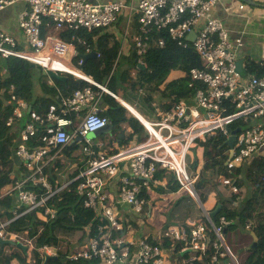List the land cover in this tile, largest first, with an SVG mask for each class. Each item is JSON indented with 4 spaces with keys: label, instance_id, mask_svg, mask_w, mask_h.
Masks as SVG:
<instances>
[{
    "label": "built area",
    "instance_id": "built-area-1",
    "mask_svg": "<svg viewBox=\"0 0 264 264\" xmlns=\"http://www.w3.org/2000/svg\"><path fill=\"white\" fill-rule=\"evenodd\" d=\"M18 1L26 5L18 19L23 42L0 29L2 58L18 57L44 70L70 71L63 62L76 55L74 45L54 33L64 28H110L126 12L137 20L133 36L137 46L152 31L164 30L179 46L191 45L203 67L190 69L188 87L193 89V95L189 100L178 98L169 110H157L151 118L139 119L144 126L142 137L111 154L94 150L88 139V134L109 122L101 115L99 102L104 93L110 92L106 85L73 72L97 89L91 86L76 89L70 96L61 98L59 106L51 104L43 114L34 111L28 114L29 120L21 128L20 141L13 151L19 160L16 170L19 178L7 192L15 196L17 204L14 217L0 222V237H11L26 244L28 252L33 250L35 237L29 238L25 231H6L7 225L33 211L47 220L54 218L56 210L47 205V200L73 184L82 205L95 215L83 229L84 238L64 251L68 260L97 259L99 264H192L205 259L212 251L210 260L214 264H238L225 242L224 230L229 222L223 216L215 223L203 210V219L188 220V226L181 229L167 226L156 242H150L147 236L132 239L124 235L127 219L118 208L126 205L130 213L143 217L144 207L150 204L149 194L160 183L155 176L160 170L170 172L179 188L198 200L194 188L198 175L187 172L188 149L195 140H205L216 131L222 132L227 139L230 135L228 125L234 120H240L241 125L232 157L226 164L228 168L239 166L264 147V76L244 78L239 74L236 62L243 42L240 36L232 38L230 31L215 18L214 9L219 0H137L129 3L0 0V13ZM45 19L51 22L52 32L42 37ZM158 45L162 46L163 41L160 40ZM12 91L13 86L10 87ZM11 99L14 107L7 125L23 118L29 108L24 100L14 95ZM69 112L79 119L72 134L67 132V126L72 123L67 117ZM39 130L38 144H28L29 137ZM75 136H79L83 144L82 166L76 169L73 177L54 189L43 168L56 161L59 150ZM215 179L227 193L240 192L231 178L218 174ZM28 184L41 186L43 192L27 188ZM112 184L116 186L115 196L108 190ZM252 226L249 221L244 228L251 230ZM92 229H95L94 234H91ZM41 252L51 253L45 247ZM174 254H178L179 260L173 258Z\"/></svg>",
    "mask_w": 264,
    "mask_h": 264
},
{
    "label": "trees",
    "instance_id": "trees-1",
    "mask_svg": "<svg viewBox=\"0 0 264 264\" xmlns=\"http://www.w3.org/2000/svg\"><path fill=\"white\" fill-rule=\"evenodd\" d=\"M49 32H52L51 22L45 19L41 36L44 37ZM55 34L66 41H72L74 36L77 53H85L87 48L96 50L98 57L88 59L81 68V73L90 76L100 85H106L107 89L116 95L121 90L122 98L131 105L139 107L144 113L152 114L157 110H169L176 99L192 95L193 89L188 87L191 82L190 69L203 67L201 59L191 45L179 46L164 30L152 31L147 35L148 37L143 38L140 46L132 42L129 54L119 58L118 61L116 59L119 43L105 29H94L92 32H88L85 29L69 30V28H65ZM78 38L84 39L85 44L76 42ZM160 40L163 41L162 46L158 45ZM73 59L76 67L80 68L79 58L75 56ZM244 66L249 74L258 77L264 76V67L261 64L246 60ZM35 67L18 57H0V195L6 185H13L19 178L16 176L17 168L15 169L12 157V149L18 135L15 128L18 119L12 125L6 124L14 107L12 95L26 101L35 112L40 114L45 113L49 105L57 101L52 86L45 82L42 83V89L48 97L33 95V69ZM175 71L180 73V80L184 82V85H179L177 90H172L168 79ZM65 76L66 81H56V85L62 91V96H68L76 89L85 86L97 89L96 86L73 74L66 72ZM198 85L196 83V86ZM11 86H13L12 92H10ZM102 98L107 107L101 114L107 117L112 124L113 135L116 134V141L120 147L125 146L133 135L140 137L143 126L139 120L130 115L128 110L113 96L104 93ZM25 117L27 116H24L19 122L24 121ZM122 124L129 126L131 130L129 134L126 135L120 130ZM240 125V120H234L228 126L234 130ZM39 134L40 130L29 137L27 143L37 144ZM225 142L226 138L220 131H216L213 136L205 140L193 142L191 147H196L198 150L196 158L198 163L195 169L198 178L194 183V188L197 193L200 191V199L203 202L206 196L203 189L218 174L231 178L232 183L239 188L246 187L247 192L240 199L235 197L237 194H231V198L226 201L218 193V202L222 203V208L214 221L217 223L223 216L229 222L225 226L224 232L235 226L236 220L243 227L247 222H252L251 232H254L256 236V247L248 249L241 264H264V156L250 157L251 159L248 158L249 160L230 169L225 165L229 150ZM56 164L60 167V164ZM43 173L56 189L58 187L54 183L56 176L53 173L49 174L45 169ZM164 175L169 176V172L160 170L155 174L159 179ZM74 187L73 184L69 185L47 200V205L56 210L54 218L47 220L38 212L33 211L11 220L7 225L6 230L9 232L25 231L29 238L35 237L32 250L34 264H98L97 259L68 260L65 258L66 254L59 253L57 249L63 244L69 250L73 243L81 241L85 236L83 229L90 221L94 220V212L82 205L80 196L77 195ZM27 188L34 189L37 193L43 192L41 186L28 184ZM178 188L179 186L175 183L167 186V190L171 192H175ZM14 197L9 194L0 197V207L5 208L4 212L0 214V218L6 216L9 220L14 217L12 212H8V208H12ZM235 200L241 202L240 207L226 205V202ZM91 232L94 234L95 229H92ZM166 243L169 242L166 241ZM3 247L0 248V264H11V260L16 256L6 254ZM44 247L49 249L51 255H42L41 250ZM57 253L59 254L57 255ZM210 254L212 251L205 259L192 264H214L210 260ZM19 262L27 264L25 257H21Z\"/></svg>",
    "mask_w": 264,
    "mask_h": 264
},
{
    "label": "crops",
    "instance_id": "crops-1",
    "mask_svg": "<svg viewBox=\"0 0 264 264\" xmlns=\"http://www.w3.org/2000/svg\"><path fill=\"white\" fill-rule=\"evenodd\" d=\"M97 1H99V2L124 1V2L129 3V2H136L137 0H97ZM240 5H243L242 9L239 8ZM25 8H26V5L24 4V2L18 1L16 4L4 9L0 13V29H2L3 31H5V32H7L13 36H16L21 43L23 42V37H22L21 32H20L19 27H18V19H19L20 13ZM128 14L129 13L124 12L123 14L120 15L118 21L115 24H113L110 28L105 29L106 31H108V33L113 35L115 40H117V42L119 43L116 61H118L119 58L124 57V56L129 54V51L132 47L131 44H132V42H134L133 36L135 35L136 30H137V20H136V17L128 16ZM214 16L216 19H218L223 24V26L225 28H227L230 31V36L232 38L238 37V36L241 37L243 45L238 50V59L243 60V66H244L246 60H251L253 62L261 64L264 67V0H219L215 6V9H214ZM80 29H83V28H80ZM69 30H74V29L69 28ZM76 30H79V29H76ZM93 30H86V31L92 32ZM58 31H60V30H58ZM55 33H54V35L57 37V35ZM47 35H50V32ZM188 38L190 40H192V36H189ZM60 39H62V38L60 37ZM62 40H64V39H62ZM74 40H75V37L73 36L72 41H67V42L73 43L74 48L76 50L75 56H77V54H79V53H77V49H76V45H75ZM64 41H66V40H64ZM76 42L85 44L84 39H81V38L76 39ZM120 48H121V53L119 54ZM91 51L96 52V50H90L89 48H87L85 53H88ZM85 53H82V54H85ZM96 57H98V53H97ZM73 58L71 60H65L63 63L66 66H69L71 68V70L75 69L78 73L82 74L81 68L76 67V65L73 61L74 60ZM78 64H79V61H78ZM244 68H245V66H244ZM35 69L38 70L39 74L35 76L36 78L33 77V95L35 97L36 96L37 97H39V96L48 97V95L45 94L43 92V89H42V83L45 82L49 86H52L54 93H55L54 96L57 100L56 102L51 103V104H56L59 106L60 99L67 97V96H62V91L56 85V81L57 80L58 81H66V76H65L66 72L58 71L57 74L59 75L60 79H55V78H51L47 74H43V72H44L43 69H41L39 67H35ZM41 75H42V78H41ZM249 76H252V74H249L247 72L246 77H249ZM178 77L180 78L181 75L178 71H175V72H173L172 75L169 76L168 80L170 81V83H172V81H175V79ZM108 94L113 96L117 101H119V103L121 105H123L128 110L129 114L134 116L138 120L140 119L141 121H144V118H151L153 116V113L152 114H149L146 112L144 113L142 110H140L139 107L137 108L135 105H131L130 103L125 101L122 98V91L121 90H119L117 95L113 94V93H108ZM70 95H68V96H70ZM192 95L184 96L181 98H186L187 100H189ZM99 106L102 109V111L105 110L107 107V104L104 102L102 97H101V101L99 102ZM140 111H142L143 113H141ZM146 116H148V117H146ZM67 117H69L72 120V123L69 126H67V132L72 134L75 126L79 122V119L72 112H69ZM25 118L26 119L24 121L22 120L20 122H19V120L23 119V118H19L17 121L18 123L15 125V128L18 131L16 143L20 141V130L24 126V124L29 120V116L25 117ZM140 120H139V122L142 124V122ZM142 126H143V124H142ZM143 128H144V126H143ZM112 130L113 129H111V134L104 133V134H101L99 136H95V137L89 136L88 137V139H90L93 143L94 150L102 151V152H106L108 154H111L114 151H116L118 148H120V144L116 141V134L114 136ZM120 130L123 131L124 134H126V135L131 132V130L127 124H122ZM141 137H142V135H140V137L133 135L127 144H129L133 141L139 140ZM75 138H76V136H75ZM96 138H98V140H96ZM74 139L71 141L73 143L72 147H65V148L60 149L59 153L57 155V158H56L57 160L49 163L48 165H45L43 168V170L45 169L46 171H48L49 174L53 173L56 176L54 183H56L57 186H60L65 180L73 177L75 172H76V169L82 166V161L85 158V156L81 157V154H83L82 150L80 149L82 141H76ZM71 142L69 143V145L71 144ZM191 148H193V147H191ZM13 151H14V147L12 149V157L14 160L13 162H14L15 169L16 168L18 169L19 168V166H18L19 160L16 157H14ZM256 155H263L264 156V147L259 149L257 151V153L253 154L252 157H254ZM196 158H191L190 156L187 155V160H188L189 164L191 165V168H192L194 174H197L195 169H196V165L198 163V160ZM251 158H249V159H251ZM249 159H247V160H249ZM56 163L60 164V167ZM174 183L176 185H178L174 181L173 176L170 172H169V176H167V175L161 176L159 185L154 187V189L149 194L150 204L146 205L144 207L145 215L143 216L144 221H142V222L137 220L135 215L128 211V206H126V205L118 206V208L121 210V212L123 214V217H125L127 219L124 223V226H123L125 228V234L124 235L126 237L135 239V238H138L140 236H147L149 238L150 242H153V241L156 242L155 240L158 239L160 233L163 231V229L165 227L174 226V225H166V224L162 226L161 224H158V223H156V225H154L152 222V219H154V217L159 215V212L157 210H154L152 207L155 197L159 196L160 194H165L169 198H171L176 193L183 191L180 188H178V190H176L175 192L174 191H172V192L168 191L167 190L168 184L173 185ZM160 188H163L164 190L162 191ZM205 188H206V186H205ZM8 189H9V184L6 185L2 189L0 197L7 195ZM204 189H203V193H204ZM108 190L112 196L116 195V186L114 184L110 185L108 187ZM225 191L227 192L226 189H225ZM205 193H206L205 194L206 200L204 202H201L200 195L198 193H197L198 198H199L198 200H196L189 193L192 200L191 201L188 200V201L184 202L183 204H181V202H180L181 196L177 195L175 200H174L175 201V207H173L172 211H171L172 223L177 222V224H179L180 222L184 221V224L181 225V228L186 227V226H188V220L199 221V220L203 219V212H204L203 210H205L207 212L213 210L215 208V206L218 203H220V202H218L219 196L226 201L231 198V196H230L231 194L228 193V195H224V193L222 194L218 189H216V190H205ZM218 193H219V196H218ZM225 194H227V193H225ZM207 196H208V198H207ZM238 203H239V201L235 200V201H231V202H226V205L228 207L229 206H238ZM16 204H17V201H16V198L14 197L12 208H8V212H12V215H14L13 212H14ZM4 209H5L4 207H0V214H2L4 212ZM4 220H8V218H6V216H3L0 218V222L4 221ZM136 221H139V223L137 224ZM149 224H151V226H149ZM234 224H235V226H233V227H236L239 230V232L241 233L240 236L235 237L236 241L239 243L240 246L241 245L244 246L245 250L250 249L251 244L254 241H256V236H255L254 232H251V230H245V228L240 225L238 220H236L234 222ZM226 232H227V230L225 231V233ZM224 238H225V242H226L227 239H226V237H224ZM226 244H227V242H226ZM245 245H246V247H245ZM2 247H3L6 254H13L14 256H16V258L11 260V264H20L19 260L21 257H25V261L28 264V262H29V260L27 258L28 257V254H27L28 251L25 252L23 248H21L17 245L10 244V243L0 244V248H2ZM31 257H32V254H31ZM235 257H236V255H235ZM236 261L238 264H241L243 260L240 262V260H238L236 257Z\"/></svg>",
    "mask_w": 264,
    "mask_h": 264
},
{
    "label": "rangeland",
    "instance_id": "rangeland-1",
    "mask_svg": "<svg viewBox=\"0 0 264 264\" xmlns=\"http://www.w3.org/2000/svg\"><path fill=\"white\" fill-rule=\"evenodd\" d=\"M38 74H39L38 70L34 68L33 69V77L36 78L35 76ZM180 78L178 77L175 79V81H172V83L170 85L172 90H177L179 85H182V86L184 85V82H182V80H180ZM140 112L143 113L142 111H140ZM146 117H148V116H146ZM88 137H89V134H88ZM96 140H98V138H96ZM82 146L83 145L81 144V146H80L81 150H82ZM83 156H84V154H81V157H83ZM188 156H190L191 158H196L198 156L197 148L196 147H194V149L190 148V150L188 151ZM188 164H189V162H188ZM187 172L189 175L194 174L190 164H189V167L187 168ZM216 189H218L222 194L224 193V195H228V193L225 190H223L220 187V185L216 182L215 178L212 179L206 185V188L204 189V194H206L205 190H216ZM246 192H247V189L245 186H243L240 188V192L235 197L240 199L243 196H245ZM225 193H227V194H225ZM198 194H200V191H198ZM177 195H180L182 197V198L180 197L181 204H183L184 202H186L188 200L189 201L192 200L189 192H187L185 190L180 191L179 193H176L171 198H169L165 194H160L159 196L155 197L152 207L154 210H157L159 212V215L154 217V219H152V222L154 225H156V223L161 224L162 226L165 224L166 225H174V226L178 227L179 229H181V225L184 224V221L180 222L179 224H177V222L172 223V218H171V211H172V208L175 207V201L174 200H175ZM207 198H208V196H207ZM203 200L204 201L206 200V196ZM240 206H241V202L238 203V207H240ZM135 217L137 220H139L141 222L144 221L143 217H138L136 215H135ZM149 226H151V224H149ZM240 235H241V233L239 232V230L236 227H231L224 234V237H226V239H227L226 242H227V245L229 246L231 252L234 255H236L237 259L240 260V262H241L244 259L246 252H248V250H245L244 246H242V245L240 246L239 243L236 241L235 237L236 236L238 237ZM245 247H246V245H245ZM31 249H33V247H31ZM57 249H58L59 253H64V251L66 250V248L64 246H58ZM27 254H28L27 258L29 260L28 264H34V257H31L32 250H29V252ZM45 254L48 255L49 253L45 252ZM173 258L179 260L178 254H174Z\"/></svg>",
    "mask_w": 264,
    "mask_h": 264
},
{
    "label": "water",
    "instance_id": "water-1",
    "mask_svg": "<svg viewBox=\"0 0 264 264\" xmlns=\"http://www.w3.org/2000/svg\"><path fill=\"white\" fill-rule=\"evenodd\" d=\"M77 56L81 59V65H80V68H82L85 64V62L90 59V58H95L97 56V53L95 51H91V52H88V53H85V54H82V53H79L77 54ZM236 66H237V70L239 72V74L242 76V77H246L247 76V71L245 70L244 66H243V60L242 59H238L237 62H236ZM43 74H47L48 76H50L51 78H55V79H60L59 75L57 74V72H54V71H51V70H44ZM32 110V106L30 105L28 110H27V113H29L30 111ZM111 129H112V124L109 122L107 123L104 127L98 129V130H95L93 132H91L89 134L90 137H95V136H99L101 134H104V133H107V134H111ZM240 131V127L234 129V130H230V135L228 136V138L226 139V142L225 144L228 145L229 147V154H228V158L225 162V164H227V162L229 161V159L232 157V148H233V145H234V142H235V139H236V135L237 133ZM74 140L76 141H79L80 140V137L77 136ZM71 146V145H69ZM199 199V198H198ZM222 208V204L221 203H218L215 208L211 211L208 212V215L210 216V218L212 220L215 219L216 215L220 212ZM6 244V243H10V244H16L17 246L25 249V246H22L20 244H17L11 240H3L0 238V244ZM252 247H256V241H254L250 248Z\"/></svg>",
    "mask_w": 264,
    "mask_h": 264
},
{
    "label": "clouds",
    "instance_id": "clouds-1",
    "mask_svg": "<svg viewBox=\"0 0 264 264\" xmlns=\"http://www.w3.org/2000/svg\"><path fill=\"white\" fill-rule=\"evenodd\" d=\"M119 19V18H118ZM118 21V20H117ZM116 21V22H117ZM115 22V23H116ZM114 23V24H115ZM100 29H104V28H100ZM106 29V28H105ZM79 60H81V59H79ZM81 64V63H80ZM69 67V66H68ZM40 68V67H39ZM42 69V68H41ZM69 69H70V71H63V72H67V73H70V74H73L74 76H76L73 72H77L75 69L74 70H71V68L69 67ZM44 70V69H43ZM52 71V70H51ZM54 72H57V71H54ZM78 73V72H77ZM80 74V73H79ZM84 75V74H83ZM77 77V76H76ZM87 77H90V76H87ZM79 78V77H78ZM94 81V80H93ZM95 82V81H94ZM106 89H107V87H106ZM108 90V89H107ZM109 91V90H108ZM110 92V91H109ZM110 93H112V92H110ZM108 94V93H107ZM114 94V93H113ZM29 105V104H28ZM30 106V105H29ZM31 111H34L33 109L31 110ZM30 111V112H31ZM29 112V113H30ZM35 112V111H34ZM29 113H26V115L25 116H29L28 114ZM154 114V113H153ZM102 115V114H101ZM109 123V122H108ZM230 129V128H229ZM230 130H232V129H230ZM80 141V140H79ZM70 143V142H69ZM69 143L65 146V147H72L73 146V143L71 142V146H69ZM37 144H38V142H37ZM30 145H34V144H30ZM127 145V144H126ZM64 147V148H65ZM190 148H191V146H190ZM190 148L188 149V151L190 150ZM83 152V151H82ZM83 154H84V152H83ZM229 154V153H228ZM187 155H188V153H187ZM187 162H188V160H187ZM226 165V164H225ZM10 187V186H9ZM7 194H9V193H7ZM9 195H12V194H9ZM14 216V215H13ZM2 222V221H1ZM245 226V225H244ZM7 231V230H6ZM224 234H225V232H224ZM1 238V237H0ZM1 239H3V238H1ZM3 240H11V241H13V242H15V243H17V244H20V245H22V246H25V249H24V251L25 252H27L28 251V247H27V245L26 244H21V243H19V242H17L15 239H13V238H11V237H8V238H5V239H3ZM13 245H16V244H13ZM59 253H57V255H58ZM42 255L43 256H49V255H51V253H49L48 255L47 254H45V252H43L42 253ZM56 255V256H57ZM98 264H99V261H98Z\"/></svg>",
    "mask_w": 264,
    "mask_h": 264
}]
</instances>
